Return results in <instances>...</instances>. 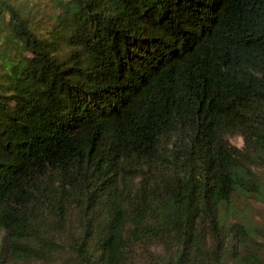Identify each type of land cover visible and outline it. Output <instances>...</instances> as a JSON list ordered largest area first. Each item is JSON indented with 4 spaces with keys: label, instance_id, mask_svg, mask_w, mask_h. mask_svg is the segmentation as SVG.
<instances>
[{
    "label": "trees",
    "instance_id": "16d2710c",
    "mask_svg": "<svg viewBox=\"0 0 264 264\" xmlns=\"http://www.w3.org/2000/svg\"><path fill=\"white\" fill-rule=\"evenodd\" d=\"M241 197L264 0H0V264H264Z\"/></svg>",
    "mask_w": 264,
    "mask_h": 264
},
{
    "label": "rangeland",
    "instance_id": "374dc122",
    "mask_svg": "<svg viewBox=\"0 0 264 264\" xmlns=\"http://www.w3.org/2000/svg\"><path fill=\"white\" fill-rule=\"evenodd\" d=\"M230 142L232 145L237 146L239 148L242 147L243 145V142L239 137L230 138ZM237 209H239L240 211V213L238 211L239 215H236L234 217L231 216V219L230 217L228 218V213L222 211L220 222L224 224L229 221H235V220L242 221L243 219H245L243 218V216L247 213H248L247 218L251 220H259L260 217L264 216V202L254 197L252 198L241 197L239 199V205H237ZM156 251L161 252L160 249H157Z\"/></svg>",
    "mask_w": 264,
    "mask_h": 264
}]
</instances>
